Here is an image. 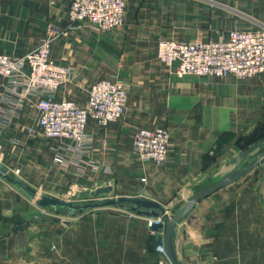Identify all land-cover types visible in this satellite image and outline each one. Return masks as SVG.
Listing matches in <instances>:
<instances>
[{
    "label": "crops",
    "instance_id": "crops-1",
    "mask_svg": "<svg viewBox=\"0 0 264 264\" xmlns=\"http://www.w3.org/2000/svg\"><path fill=\"white\" fill-rule=\"evenodd\" d=\"M69 2L0 0V53L22 55L40 43L48 25L59 28L65 33L52 41L50 54L74 74L54 97L85 105L93 81L116 78L127 87L126 111L105 127L88 119L90 148L77 155L62 138L27 132L36 124L33 104L3 122L11 106L0 79V171L74 204L110 186L109 196L151 199L174 214L192 193L254 159L249 152L262 143L241 156L254 140L244 146L235 137L262 120L264 72L243 79L179 77L158 60L156 45L225 40L227 20L264 28V0H124V24L106 32L71 23ZM156 126L170 134L167 159L158 166L137 159L132 138L135 129ZM65 211L38 206L0 177V264H165L153 218L125 207L74 217ZM172 246L179 264H263L264 158L196 200L175 223Z\"/></svg>",
    "mask_w": 264,
    "mask_h": 264
},
{
    "label": "built area",
    "instance_id": "built-area-1",
    "mask_svg": "<svg viewBox=\"0 0 264 264\" xmlns=\"http://www.w3.org/2000/svg\"><path fill=\"white\" fill-rule=\"evenodd\" d=\"M68 18L71 23L83 21L98 31H111L124 24L125 3L124 0H70ZM64 33L48 25L46 36L34 49L22 55L0 53V79L4 80L6 99L11 106V113L3 122L8 123L24 104H33L37 110L36 124L27 126V132L39 130L45 136L62 138L79 155L90 148L88 119L105 127L124 115L127 87L116 78L98 79L89 85L85 105L55 98L54 93L74 74L70 66L57 63L50 54L52 41ZM156 57L179 77L186 74L253 77L264 72V28H233L225 40L162 39L157 42ZM132 138L141 163L158 166L166 161L170 139L166 128L139 127ZM55 161L61 160L55 158Z\"/></svg>",
    "mask_w": 264,
    "mask_h": 264
},
{
    "label": "water",
    "instance_id": "water-1",
    "mask_svg": "<svg viewBox=\"0 0 264 264\" xmlns=\"http://www.w3.org/2000/svg\"><path fill=\"white\" fill-rule=\"evenodd\" d=\"M259 143H264V140L255 142L251 146L245 149L241 153V156L245 155L252 148ZM264 158V148L261 150L250 163H245L229 172L222 180L211 183L194 193H192L187 199L185 205L176 214H168L165 208L158 202L141 197L130 196H102L110 192L111 187H99L91 192V198H88L85 202L80 204H74L71 201H67L62 198L41 195L34 189L22 184L20 181L14 179L8 172L0 171V177L7 180L13 186L18 187L22 192L33 200L40 207L57 208L59 206L66 207L65 216L74 217L84 211L93 208L102 207H125L126 209L136 213L137 215H143L145 217L153 218L154 221L151 224V230L156 233L155 246L159 253H162L169 264H179L172 246V237L174 233L175 223L180 220L191 208L192 204L218 188L225 186L232 180H234L239 174L246 169L252 168L261 162ZM128 204V206H125ZM58 213V211H56ZM20 227V226H18Z\"/></svg>",
    "mask_w": 264,
    "mask_h": 264
},
{
    "label": "rangeland",
    "instance_id": "rangeland-1",
    "mask_svg": "<svg viewBox=\"0 0 264 264\" xmlns=\"http://www.w3.org/2000/svg\"><path fill=\"white\" fill-rule=\"evenodd\" d=\"M235 20V19H234ZM234 20H231V21H226L225 24L227 25V22H228V25L230 26V29H233V28H238V29H255L257 28V26H254V25H247L249 26L248 28H239L238 25L235 24ZM239 20V19H238ZM222 22V21H221ZM221 25V23H220ZM250 78V77H249ZM239 79H243V78H239ZM262 120L257 122L254 126V128L249 131V133L247 134H240L238 135L237 137H235V141L240 144V145H248L249 143H251V141L253 140H259V141H262L264 140V111L262 112ZM234 134H231L230 137H233ZM263 146V147H262ZM264 148V143H262L261 145H258L257 147H255L254 149H252L249 153L251 154V157L252 158H255V156L261 151L263 150ZM251 158L250 159H247L245 160L244 162H247V163H250L251 161ZM242 162V163H244ZM243 165V164H242ZM241 165H239L238 167H240ZM102 196H109L107 194H103ZM91 198V197H90ZM177 213V212H176ZM174 213V214H176ZM62 215V214H61ZM65 216V215H64ZM163 260L165 261V264H169V262L167 261V259L165 260L163 258ZM162 264V263H161Z\"/></svg>",
    "mask_w": 264,
    "mask_h": 264
},
{
    "label": "trees",
    "instance_id": "trees-1",
    "mask_svg": "<svg viewBox=\"0 0 264 264\" xmlns=\"http://www.w3.org/2000/svg\"><path fill=\"white\" fill-rule=\"evenodd\" d=\"M257 141H259V140H254V142H253V143H255V142H257Z\"/></svg>",
    "mask_w": 264,
    "mask_h": 264
}]
</instances>
